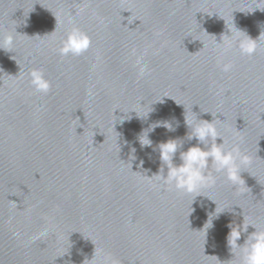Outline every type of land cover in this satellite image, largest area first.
<instances>
[{
    "label": "water",
    "instance_id": "95a60500",
    "mask_svg": "<svg viewBox=\"0 0 264 264\" xmlns=\"http://www.w3.org/2000/svg\"><path fill=\"white\" fill-rule=\"evenodd\" d=\"M262 10L264 0H0V38L15 37L0 49V264H236L228 225L244 215L264 229ZM73 27L90 47L61 56ZM247 35L260 36L252 56L238 46ZM184 114L214 117L226 146L251 158L249 188L213 172L195 199L157 178L160 142L197 143ZM157 121L175 131L155 128L142 148Z\"/></svg>",
    "mask_w": 264,
    "mask_h": 264
},
{
    "label": "clouds",
    "instance_id": "9594fccd",
    "mask_svg": "<svg viewBox=\"0 0 264 264\" xmlns=\"http://www.w3.org/2000/svg\"><path fill=\"white\" fill-rule=\"evenodd\" d=\"M54 31L55 29L52 32ZM259 37L254 40L248 36L247 41L240 40L238 46L241 53L252 56L256 51L255 42ZM14 42L15 37L12 34L5 35L0 38V49L11 52ZM89 47L90 38L79 28L73 27L62 40L59 54L61 56H79ZM137 63L139 64L140 61L138 60ZM231 68V63L221 66V70L224 72L230 71ZM146 71V65H142L139 75L143 76ZM30 75L31 85L37 92L47 93L50 90L51 84L44 78L42 70L33 69ZM177 105L179 106L180 104ZM184 122L188 128L186 134L187 141L195 139L197 143L186 151H181L184 145V138H170L164 142H160L156 146V149H154L158 150L161 162L159 171L156 173L157 178L162 180L166 186L174 188L177 191L195 194V199L201 196V189L215 184L216 180L213 172L224 173L227 181L238 191L249 188L246 186V182L242 176V172H244L242 169L250 165L251 158L240 151L239 145L226 146L225 141L217 130L215 118L213 117L211 121L198 119V117L195 120H190L184 114ZM157 127H164L169 132L175 131L172 123L168 121L155 122L139 135L138 141L142 148L152 147L153 142L149 138V133L153 132ZM218 138L222 140L221 143H217ZM178 151L181 161L179 165L174 163V158ZM132 152H135L134 148ZM165 168L167 169L166 174ZM216 209L217 205L214 212H216ZM223 212H218L215 215L210 222V226L207 227V231L213 227V220L218 219L219 215ZM208 224L209 216L203 228ZM249 226L253 227L255 231L247 235L243 244H239L238 241L241 239L242 233H247ZM228 227L230 231L227 235V245L232 257H238L236 264H264V229H258L252 223L247 222L244 215L241 224L233 221Z\"/></svg>",
    "mask_w": 264,
    "mask_h": 264
}]
</instances>
